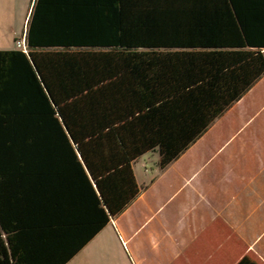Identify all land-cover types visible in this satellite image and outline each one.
Here are the masks:
<instances>
[{
    "label": "trees",
    "instance_id": "16d2710c",
    "mask_svg": "<svg viewBox=\"0 0 264 264\" xmlns=\"http://www.w3.org/2000/svg\"><path fill=\"white\" fill-rule=\"evenodd\" d=\"M0 49V264H66L264 75V0H34Z\"/></svg>",
    "mask_w": 264,
    "mask_h": 264
},
{
    "label": "crops",
    "instance_id": "0c3cea01",
    "mask_svg": "<svg viewBox=\"0 0 264 264\" xmlns=\"http://www.w3.org/2000/svg\"><path fill=\"white\" fill-rule=\"evenodd\" d=\"M159 160L133 163L142 191L66 264H264V75Z\"/></svg>",
    "mask_w": 264,
    "mask_h": 264
},
{
    "label": "rangeland",
    "instance_id": "374dc122",
    "mask_svg": "<svg viewBox=\"0 0 264 264\" xmlns=\"http://www.w3.org/2000/svg\"><path fill=\"white\" fill-rule=\"evenodd\" d=\"M33 3L34 0H0V49L16 48L25 37ZM146 158L154 166L158 153L147 154Z\"/></svg>",
    "mask_w": 264,
    "mask_h": 264
},
{
    "label": "built area",
    "instance_id": "2783aa9c",
    "mask_svg": "<svg viewBox=\"0 0 264 264\" xmlns=\"http://www.w3.org/2000/svg\"><path fill=\"white\" fill-rule=\"evenodd\" d=\"M18 46L20 48H22L23 50L25 51H28V45H27V42H26V39L25 38H22L20 39L18 42H17Z\"/></svg>",
    "mask_w": 264,
    "mask_h": 264
}]
</instances>
